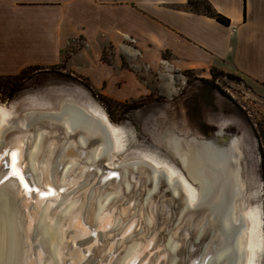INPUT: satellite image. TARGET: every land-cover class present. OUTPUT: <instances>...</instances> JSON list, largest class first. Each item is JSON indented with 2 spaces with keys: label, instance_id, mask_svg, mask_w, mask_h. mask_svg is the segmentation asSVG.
Segmentation results:
<instances>
[{
  "label": "bare ground",
  "instance_id": "1",
  "mask_svg": "<svg viewBox=\"0 0 264 264\" xmlns=\"http://www.w3.org/2000/svg\"><path fill=\"white\" fill-rule=\"evenodd\" d=\"M55 103L50 107L44 106L45 108L24 109L20 116L15 114L13 107L7 108L0 104V146L3 145L5 134L10 128L25 131L33 126L36 129L33 133H15L11 136L14 138L11 149L21 151H19V162L23 163L21 167L19 166L21 171L24 173L23 168L28 165V174L32 175L30 179L32 177L35 183L39 184V172L41 176L45 174L49 180L57 178L55 168L58 162L65 160L64 169L57 178V184H61L68 178L71 170L80 164L83 171L75 177L73 188L87 187L83 198L85 203H79L80 197L75 193L63 197L55 194L53 196L57 201L55 205L52 200H42L35 208H30L28 215L26 209H23L26 205L23 203V196L18 191V187H22L17 179H8L0 186V264H62L67 247L62 242L64 233L59 217L67 216V223L73 222L75 217L80 216L82 212L80 208L84 204L83 209L90 211V218L97 222L111 205L118 200H127L132 192L142 197V200L138 201L141 202L145 224L139 231L150 229L154 226L152 200L158 203L157 210H164L162 198L165 190L161 192L159 190L163 173L166 175L167 186L171 191L167 204L173 208L174 213L171 227L161 240L169 255L167 264H176L180 252L188 249L187 244L181 245L178 234L172 232L174 227H180L185 222H188L189 230L194 228L195 239L211 233V244H207L204 250L206 253L210 248L212 254L204 263V257H201L198 264H262L260 258L264 251V232L260 226L259 207L255 211L251 208L231 207V199L238 192L236 186L238 183L232 182L230 170H226L223 189L212 185L211 176L215 167L224 168L226 157L238 151L237 148L224 150L205 144L194 153L196 160L191 165L194 171L193 178L199 184L198 188L183 177L172 163L153 154H141L139 159L129 158V161L121 166L122 179L117 185L112 186L110 181H107L97 186H89L91 177L82 175L85 163L94 165L99 159L105 160L108 164L115 163L113 160L115 153L119 152L116 147L119 143L116 127L78 96L62 97ZM30 136L33 139L32 144L24 152V144ZM202 143H208V141L203 140ZM43 144L47 148L43 151L42 168L38 172L40 163L38 156L43 149ZM70 146L75 149L77 155H69ZM2 150L3 148L0 152ZM11 152L12 150H10L9 159ZM215 155L220 158L217 164L212 162ZM145 162L151 164L150 168H145ZM175 179L181 182L184 192L183 200L179 202V187ZM68 180L73 181L72 175ZM137 187H142V194ZM65 204L67 206H64ZM198 205L200 210L196 211L193 207ZM76 206H79L77 212H75ZM50 208L54 211L50 212ZM132 210L131 214L115 215L112 218L110 230L121 231L129 218L137 214L138 205H134ZM34 223L35 226H33ZM187 233H189L188 230ZM33 235L39 242L37 262L30 258L31 253L33 254L31 240ZM121 240L116 241L118 245L121 243L124 245L123 254L117 259L118 263L126 261L134 254L142 241L141 238H134L133 233ZM104 252L105 250L102 249L97 255L101 260L104 259ZM73 253L74 251L70 254Z\"/></svg>",
  "mask_w": 264,
  "mask_h": 264
},
{
  "label": "rangeland",
  "instance_id": "2",
  "mask_svg": "<svg viewBox=\"0 0 264 264\" xmlns=\"http://www.w3.org/2000/svg\"><path fill=\"white\" fill-rule=\"evenodd\" d=\"M204 30L215 39L220 34L212 25ZM33 52L29 59L35 62L0 66V104L13 107L20 115L24 109L78 96L116 127L119 152L115 163L132 154H153L176 165L165 146L168 133L212 137L222 124L241 141L239 164L246 182L247 207H259L264 232V185L254 136L258 122L264 127V82L234 66L223 69L200 61L186 62L165 47L164 40L154 37L126 35L113 40L101 34L87 40L79 33L55 58L43 56L37 48ZM210 68H215V77ZM260 259L264 264V251Z\"/></svg>",
  "mask_w": 264,
  "mask_h": 264
},
{
  "label": "crops",
  "instance_id": "3",
  "mask_svg": "<svg viewBox=\"0 0 264 264\" xmlns=\"http://www.w3.org/2000/svg\"><path fill=\"white\" fill-rule=\"evenodd\" d=\"M185 2L0 0V66L35 62L29 58L36 48L43 56L55 58L79 33L87 40L101 34L113 40L135 35L164 40V46L186 62L200 61L223 69L234 66L264 82V0H209L230 19L229 26L186 11ZM207 25L220 30L219 39L207 35ZM224 32L228 36L223 37Z\"/></svg>",
  "mask_w": 264,
  "mask_h": 264
},
{
  "label": "water",
  "instance_id": "4",
  "mask_svg": "<svg viewBox=\"0 0 264 264\" xmlns=\"http://www.w3.org/2000/svg\"><path fill=\"white\" fill-rule=\"evenodd\" d=\"M55 103V102H54ZM53 103V104H54ZM56 104V103H55ZM51 106V105H50ZM47 106V107H50ZM36 108H42V107H36ZM45 108V107H43ZM23 114V112H22ZM20 114V115H22ZM17 115V114H16ZM17 115V116H20ZM104 119H107L104 117ZM38 126V125H37ZM36 126V127H37ZM40 127V126H38ZM36 129L33 128V126H30L27 128V130L22 131L19 128H10L4 137L3 145L0 146V149L3 148V153H10V150L16 151L19 154L20 149H11V146L14 143V138L11 136H14L15 133H23L29 134L35 132ZM29 138V137H28ZM208 141V143H202V141ZM33 139L29 138L28 141L24 144V152L29 148V146L32 144ZM208 144L216 149L223 148L230 149L237 148L238 151H235L232 155H228L225 159V166L224 168L222 166L218 167L216 166L214 169L213 176H211L212 185L216 187H220V189H223L225 187V181L224 176L226 175V170H230L231 180L236 184L238 188L237 195L233 196L231 199L233 208L235 209H244L247 207V191H246V182L242 177L241 169H240V158H241V148L239 141L237 139L236 135L227 133L224 130V126L222 124L217 125V129L213 132L212 137H197V136H178L175 134H169L168 137L165 139V145L166 148L170 151L171 155L176 161V165H174L179 173L185 177L190 183L195 184L193 186L197 187L199 186L196 179L193 178L194 171L193 167L191 165L192 162L195 163L196 157L194 156V153L198 152L199 149L202 148L203 145ZM42 151L39 154L38 160H40L38 172L42 168L41 163L43 162V151L47 146L43 144ZM22 149V148H21ZM23 150V149H22ZM60 150V149H59ZM58 150V152H59ZM21 152V151H20ZM77 155L75 152V149L70 146L69 149V155ZM80 155V154H79ZM141 154H135L134 156H131L129 158H140ZM129 158H125L123 161H119L114 164H108L105 160H98L94 165L92 164H86L84 165V173L83 176L88 175L90 178V184L89 186H97L98 184H103L104 182L110 181L112 186L117 185V183L121 182L122 179V171L121 166L123 164H126L127 161H129ZM215 159L212 160L214 164H217L220 162V158L215 155ZM145 159V158H144ZM218 159V160H217ZM37 160V162H38ZM194 160V161H193ZM26 161V160H25ZM144 161V160H143ZM82 163L81 161H79ZM197 162V161H196ZM144 164L145 168H150L151 164L149 162H145ZM175 164V163H174ZM23 163L19 166L21 167ZM65 166V160L58 162V165L55 168V174L58 178V176L61 174ZM28 165L24 166V173L26 174V180H33L32 177L30 179L31 174H28L27 170ZM218 169V171H216ZM2 171V170H0ZM83 171L82 165H78L77 167L73 168L71 172L68 175V178L64 180L61 184H57L58 179H48L45 174L41 176V173L39 172V184H36L38 187H42L45 183H48L52 186L55 194H59V196L63 197L68 194L75 193L77 196L80 197V202L85 203L84 198V192L87 187H82L80 189L73 188V183L75 182V177L79 173ZM72 175L73 181L68 180L69 177ZM11 179V177L9 178ZM57 179V181L55 180ZM0 180H3V175H0ZM176 180V179H175ZM7 180L3 181V183H0V186L4 183H6ZM176 184L179 187V197L178 202L183 200L184 192L182 190L181 182L176 180ZM139 186V185H138ZM64 189V191H60L59 189ZM139 189L140 194L143 193L142 187H137ZM23 188L18 187L19 194L23 196V203L24 206L23 209H26L27 214L30 213L31 207H36L39 202L42 200H49L53 201L54 205L57 201H55V198L53 196L48 197L46 199L40 198L39 196H36L35 194H32L31 196L24 195ZM160 192L162 190H165L164 197L162 198L164 203V210L159 211L157 210L158 203L152 200L151 204V211L154 219V226H152L150 229H143L142 231H139L142 226L144 227V221H143V213H142V207L141 202L138 200H142V197L138 194L136 195L135 192H132V194L129 196L127 200H118L116 203L111 205L107 211H105V214L102 215V217L97 221L94 222L90 218V211L84 210V204L80 208L82 211L80 213V216H77L73 219V222L67 223V216L66 217H59V219L62 221V228H63V235H62V242L67 247V252L65 254V260H63L62 264H167L169 255L165 248L163 247L162 238L166 235L168 232V229L171 227V223L174 219V213L173 208H170L169 204V196H171V191L169 187L167 186L166 181V175L163 173L160 178V186H159ZM221 191V190H220ZM156 200V197H155ZM154 202V203H153ZM138 205L137 214L131 216L126 224V226L121 231H113L110 230L111 224H112V218L117 214L125 213H133L132 208L134 205ZM64 206H67L66 204ZM80 206V205H79ZM79 206L76 208L75 212L79 210ZM199 206L193 207L194 209L200 210ZM55 208V207H54ZM156 208V209H155ZM54 211L50 208V212ZM255 211V210H253ZM32 213V212H31ZM76 220V221H75ZM75 221V222H74ZM79 221V222H78ZM35 226V223L34 225ZM262 226V219H261V225ZM146 230V231H145ZM187 230L189 233H187ZM172 232H175L178 234L180 243L187 244L188 249L187 251H182L179 254V260H177L176 264H198V261L201 260V257H204L203 263L205 260H207L211 256V249L208 248L207 252L205 253L204 248H206L207 244H211L210 238L211 233L204 234L202 238L195 239L194 238V228H191L189 230V224L188 222H185L184 224H181L180 227H174ZM130 233H133L134 238H141V246L132 254L126 261L118 263L117 259L122 256L123 254V243L121 245H118L116 241L121 240V238H125ZM104 234V235H103ZM36 236L33 235L32 240V252L31 257L34 262H37L38 258V249H39V242L35 240ZM122 241V240H121ZM210 241V242H209ZM104 249V259H100L98 257V253ZM72 251H74L73 254H70ZM198 259V260H197ZM35 264V263H34Z\"/></svg>",
  "mask_w": 264,
  "mask_h": 264
},
{
  "label": "trees",
  "instance_id": "5",
  "mask_svg": "<svg viewBox=\"0 0 264 264\" xmlns=\"http://www.w3.org/2000/svg\"><path fill=\"white\" fill-rule=\"evenodd\" d=\"M184 7L186 11L211 17L224 26L230 25V19L222 13L218 12L211 5L209 0H186ZM29 69L30 67L24 68L20 71V73L23 74ZM209 73L211 74V77H215V68H210ZM257 124L258 129H254V136L257 140L260 177L264 185V127L262 126V123L258 122Z\"/></svg>",
  "mask_w": 264,
  "mask_h": 264
},
{
  "label": "snow or ice",
  "instance_id": "6",
  "mask_svg": "<svg viewBox=\"0 0 264 264\" xmlns=\"http://www.w3.org/2000/svg\"><path fill=\"white\" fill-rule=\"evenodd\" d=\"M0 175H3V180L0 183L8 180L10 177L18 180L20 186L24 189V195L31 196L35 194L40 198H48L55 195L52 186L45 183L42 187H38L34 180H26V174L23 173L19 167V154L16 151H12L10 154H0ZM64 191V189H59Z\"/></svg>",
  "mask_w": 264,
  "mask_h": 264
}]
</instances>
